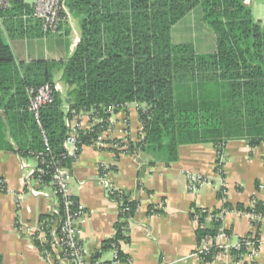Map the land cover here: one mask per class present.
<instances>
[{
	"label": "trees",
	"instance_id": "trees-1",
	"mask_svg": "<svg viewBox=\"0 0 264 264\" xmlns=\"http://www.w3.org/2000/svg\"><path fill=\"white\" fill-rule=\"evenodd\" d=\"M249 1L67 0L66 7L80 20L82 29L81 42L72 57L67 62L19 65L7 38L31 37V29L37 30L41 24L32 18L34 7L27 0H11L9 9L2 12L4 29L0 27V110L4 112L0 150L16 152L21 157L34 156L38 162L42 156L45 161L43 166L39 163L38 169L48 173L36 174L35 178L56 192L59 207L55 214L41 219L48 237L46 245L37 242L41 250L52 252V230L55 227L58 233L65 218V202L54 184L52 165L72 173L82 149L92 146L107 129L113 108L119 111L126 106L123 110H127L131 104L140 106L144 139L128 143L126 154H143L152 166L161 163L170 167L177 163L181 146L213 144L221 153L220 170L229 142L242 140L252 149L264 144V25L254 18L246 4ZM198 8L203 13L202 21L214 33L213 53H198L193 44L173 42L174 26ZM26 21L36 25L25 26ZM58 71H63L66 100L59 93L56 95L55 103L41 111L40 127L28 110L27 90L54 84ZM65 102L70 106L67 114L63 110ZM16 108L22 111L17 113ZM86 113L98 115L101 122L80 133L79 152L73 158L64 148L66 119ZM116 144L125 147L121 140ZM120 198L122 223L110 247L128 240L123 229L139 209V203L125 192ZM70 200L71 209L82 217L79 200L75 196ZM125 208L129 211H123ZM224 208L264 218V205L258 201L249 208L229 204ZM193 209L192 219L199 217L198 248L208 239L214 243L201 261L212 264L222 252L216 242L223 230V222L217 218L221 210L210 213ZM249 238L241 239L240 249L231 251L232 264H249L244 259L248 244L254 242L258 247L260 234ZM119 258L124 260L120 253Z\"/></svg>",
	"mask_w": 264,
	"mask_h": 264
},
{
	"label": "crops",
	"instance_id": "crops-1",
	"mask_svg": "<svg viewBox=\"0 0 264 264\" xmlns=\"http://www.w3.org/2000/svg\"><path fill=\"white\" fill-rule=\"evenodd\" d=\"M33 1L27 0L32 6ZM192 13L174 26L173 42L193 44L202 54L215 52L216 47L213 51L201 50L213 47L210 36L201 38V49L186 39L190 29L197 27L198 19L188 18ZM259 22L263 24V19ZM27 25L33 27L36 22L26 21ZM31 32L28 38H7L19 65L67 62L82 39L80 20L68 7L66 22L58 34L48 35L40 25ZM62 77L63 71H58L55 83L61 84L59 94L66 100ZM69 108L65 102L66 114ZM15 111L20 113L22 109ZM3 113L0 110V122H4ZM125 118L129 120L133 140L137 141L141 122L135 104L113 117V137L122 138L120 131ZM221 162L222 168L218 170V149L213 144L181 146L178 162L170 167L161 163L152 166L143 154L118 155L111 148L97 150L85 146L73 164L70 187L83 209L80 226L88 264H203L197 254V223L191 216L194 207L211 213L222 210L226 204L249 208L258 201L264 205V144L252 149L245 141H231L225 146ZM144 165L147 168L141 178ZM104 166L112 168L108 177L111 185L139 203L127 225L129 231L124 234L128 240L117 242V249L109 244L116 239L122 218L119 205L100 181V168ZM38 167L37 157H21L16 152L0 150V179L6 185L5 189L0 188V264H61L53 250L45 252L37 246V242L43 245L48 242L47 232L41 228L42 217L55 214L59 207L53 189L33 175ZM190 174L207 180L196 195L188 189ZM260 226L257 264H264V221ZM222 229L231 233L230 246L253 233L246 215L228 217ZM119 253L124 260L116 258ZM212 264H232V258L227 254Z\"/></svg>",
	"mask_w": 264,
	"mask_h": 264
},
{
	"label": "built area",
	"instance_id": "built-area-1",
	"mask_svg": "<svg viewBox=\"0 0 264 264\" xmlns=\"http://www.w3.org/2000/svg\"><path fill=\"white\" fill-rule=\"evenodd\" d=\"M66 3L67 0H34L33 7H34V14L32 16L33 19L40 22L42 30L44 33L48 35H56L60 32L62 25L66 22ZM11 5V0H0V27H3V17L2 12L6 9H9ZM263 25H264V17H263ZM28 97H29V106L28 110L34 115L36 118L39 126L41 127V111L51 106L55 103L56 95L61 92V84L59 82L54 84H46L38 88H29L27 90ZM136 105V104H135ZM129 106V105H128ZM127 107V106H126ZM125 107V108H126ZM137 110L139 111L140 106L136 105ZM123 108V109H125ZM121 109V110H123ZM121 110L117 111L116 108H113L109 111L110 117L108 119V127L105 131L102 132L98 136V139L92 144L97 150H106L111 148L113 150L121 152L120 155H126V150L128 147V143H136L140 140L144 139L143 134V125L141 124V132L137 141L133 140L131 136L130 127H129V120L125 118L123 129L120 131V135L122 138L116 139L113 136L115 135V126L113 122V117L116 116ZM98 116V115H97ZM95 116L93 113L89 114H79L73 120H67L66 126L68 128L67 138L64 142V148L70 157L76 158L78 148V140L80 133L87 132L92 130L95 126L99 125L101 120ZM86 117V119H85ZM121 140L124 144V148H119L116 141ZM45 143L48 146V140L45 137ZM221 155L220 151L218 150V156ZM41 159L39 163L41 166L45 165V161L40 156ZM54 169L53 181L54 184L57 186L58 191L62 194V198L65 202L64 208V222L61 226V229L58 233H56V228L54 227L51 233L52 236V250L59 256V260L61 264H88L87 257L85 253V249L82 242V230L80 226V219L81 213L75 212L71 209L73 205V201L70 200L73 197L72 190L70 187L71 182V173L68 169L64 167H58L57 164L52 165ZM111 171L110 167H101L100 168V181L105 185L107 191L111 194V196L117 198L116 203L119 205V208L122 207L123 201L120 198L122 191L115 189L108 177ZM46 169H37L33 175L40 174L45 175L47 174ZM40 178V177H39ZM188 189L192 195H196L199 190L206 185L207 180L200 175L197 174H190L188 176ZM40 182V180H38ZM0 188L5 189L6 185L5 182L0 179ZM56 194V192L54 193ZM118 196V197H116ZM118 201L121 202L118 203ZM253 206V204H252ZM251 206V207H252ZM202 209V208H200ZM82 210V208H81ZM203 210V209H202ZM123 211H129L127 208L123 209ZM121 212V211H120ZM194 213V209L192 210ZM235 215H246L252 226L253 233L252 235L255 236L261 230V223L264 221L263 217L256 216L254 213H243L239 212L236 209L228 210L223 208L221 213L217 216L222 222L230 216ZM199 217L195 219V222H198ZM210 220V219H209ZM42 230H44V224L41 225ZM124 234L126 235L129 231L128 227H124ZM232 236L228 235L222 230L220 235L217 237V245L221 249V253L218 255L217 258L230 255L233 249H240L239 242L234 245L230 246L228 241L231 240ZM243 239H249L245 237ZM48 243V242H47ZM203 247L199 248L197 254L199 259L201 260L202 255H206L209 253V250L213 248L214 243L212 239H208L204 241ZM113 248L117 249L118 244H113ZM260 250V241L258 247H255L254 242L248 244V254L244 257L245 261L249 264H257V258ZM118 254V250L116 251ZM118 259V256H116ZM216 258V259H217Z\"/></svg>",
	"mask_w": 264,
	"mask_h": 264
},
{
	"label": "rangeland",
	"instance_id": "rangeland-1",
	"mask_svg": "<svg viewBox=\"0 0 264 264\" xmlns=\"http://www.w3.org/2000/svg\"><path fill=\"white\" fill-rule=\"evenodd\" d=\"M248 7H250L252 9L254 18L257 21H260L263 19L264 17V0H250L249 2L246 3ZM201 14L202 10L200 8L196 9L194 11V13H192L188 18L189 20H193L195 21V18H197V27H194L192 29H190V32H188L189 34L187 35L188 40H190L191 43L196 44L199 49L200 45H201V38L204 37H208L210 36L212 38V45L213 47H209V48H205V49H201L202 51H213V49L216 47V40H215V36L214 33L212 32V30L202 21L201 19ZM194 25V23H193ZM179 25L177 27V29H179ZM196 28V29H195ZM207 41V38L205 39ZM179 41L180 43V39L176 40ZM62 85L64 86V83L61 82Z\"/></svg>",
	"mask_w": 264,
	"mask_h": 264
},
{
	"label": "water",
	"instance_id": "water-1",
	"mask_svg": "<svg viewBox=\"0 0 264 264\" xmlns=\"http://www.w3.org/2000/svg\"><path fill=\"white\" fill-rule=\"evenodd\" d=\"M261 23V22H260ZM146 166L144 165L143 166V169H142V172H141V178H143L144 177V175H145V171H146Z\"/></svg>",
	"mask_w": 264,
	"mask_h": 264
}]
</instances>
